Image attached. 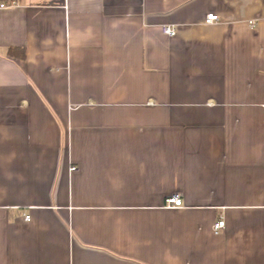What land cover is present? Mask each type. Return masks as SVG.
<instances>
[{"label": "crops", "instance_id": "crops-1", "mask_svg": "<svg viewBox=\"0 0 264 264\" xmlns=\"http://www.w3.org/2000/svg\"><path fill=\"white\" fill-rule=\"evenodd\" d=\"M11 1L0 264H264V0Z\"/></svg>", "mask_w": 264, "mask_h": 264}, {"label": "built area", "instance_id": "built-area-1", "mask_svg": "<svg viewBox=\"0 0 264 264\" xmlns=\"http://www.w3.org/2000/svg\"><path fill=\"white\" fill-rule=\"evenodd\" d=\"M15 1H11L9 4H4V3H0V8H5L6 6H11L14 5ZM219 20V17L214 14L211 13L207 16V22L209 23H213V22H217ZM163 33L168 35V36H174L175 35V30L172 29L171 27L165 26L163 27ZM72 171H76L75 167L71 168ZM166 206L168 208H179L183 206V201H182V196L180 194H174L171 197L167 198L166 201ZM25 219L29 220L30 216L29 215H25ZM225 226V222L224 220H220L218 221L215 225H214V230L215 232H219L221 229H223Z\"/></svg>", "mask_w": 264, "mask_h": 264}, {"label": "trees", "instance_id": "trees-1", "mask_svg": "<svg viewBox=\"0 0 264 264\" xmlns=\"http://www.w3.org/2000/svg\"><path fill=\"white\" fill-rule=\"evenodd\" d=\"M0 1H6V0H0ZM9 54L10 55H13V56H15V55H17V56H19V55H21V58H25V51H24V49H13V48H11L10 50H9Z\"/></svg>", "mask_w": 264, "mask_h": 264}]
</instances>
